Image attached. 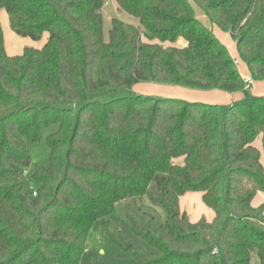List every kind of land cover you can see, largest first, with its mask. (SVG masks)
I'll use <instances>...</instances> for the list:
<instances>
[{"label": "trees", "instance_id": "trees-1", "mask_svg": "<svg viewBox=\"0 0 264 264\" xmlns=\"http://www.w3.org/2000/svg\"><path fill=\"white\" fill-rule=\"evenodd\" d=\"M115 1L139 26L111 18L104 40L105 0H0L12 32L47 34L9 55L0 24V264H80L96 222L128 264H264V203L252 205L264 193V96L247 93L211 30L229 33L264 81V0ZM141 82L239 96L223 106L145 96ZM43 137L48 163L33 164L27 188L26 140ZM188 192L211 220L180 210ZM143 197L164 212L158 224L126 213L147 247L108 219Z\"/></svg>", "mask_w": 264, "mask_h": 264}, {"label": "rangeland", "instance_id": "rangeland-1", "mask_svg": "<svg viewBox=\"0 0 264 264\" xmlns=\"http://www.w3.org/2000/svg\"><path fill=\"white\" fill-rule=\"evenodd\" d=\"M103 16V35L104 40L108 38V31L110 29L111 18L119 19L123 22L139 26L138 19L123 10L117 8L115 0H105V4L101 9ZM197 17L206 23L207 19L203 15H197ZM0 24L4 37L5 50L9 55L20 54L25 47H41L47 37V34H42L39 40H32L28 37H21L11 31L7 19V14L4 9L0 10ZM213 34L220 40V42L227 48L230 56L234 61H237V69L245 65L238 58L235 40L229 33L222 32L215 27L211 28ZM246 66V65H245ZM243 76V75H242ZM244 79V77H242ZM248 79L251 80L250 77ZM134 92L145 96H158L163 98H176L189 102H202L206 104L215 105H227L232 100L229 99V94L218 90L201 91L192 90L179 86H163L154 83H138L134 86ZM247 93L254 96H264V81H252L247 90ZM126 95L125 91L112 94H105L101 100L108 101L116 97ZM49 130L44 132L47 134ZM26 144L29 149L32 165L27 169L26 174L23 177L24 184L27 188H36L37 185L33 182L31 175L33 170V164H39L46 166L48 163V148L44 137L39 143H32L26 140ZM181 159L179 160V163ZM264 193H259L255 196V203L258 199L264 200ZM131 201V200H130ZM128 202L118 204L115 211L108 217L110 221V228L114 233H120L127 241H130L133 245H141L147 247V244L135 236L130 230L126 222V213L138 219L141 223H144L151 216L154 218V223L158 224L164 220V212L160 206L151 204L146 197L135 203ZM180 210L187 214L190 221L195 222L201 217H205L211 220V214L213 212L207 208L201 201V196L196 192H188L180 198ZM210 216V217H209ZM94 258L100 259L105 264H128L131 262L129 259L119 257V250L108 241V238L103 233L99 222H96L88 236L86 249L81 257L80 264H92Z\"/></svg>", "mask_w": 264, "mask_h": 264}, {"label": "crops", "instance_id": "crops-1", "mask_svg": "<svg viewBox=\"0 0 264 264\" xmlns=\"http://www.w3.org/2000/svg\"><path fill=\"white\" fill-rule=\"evenodd\" d=\"M240 71L242 72V74L240 73V75H241V77H244V79H246V78H248V77H250L249 76V72H248V69H247V67L245 66V65H243V67L242 68H240ZM243 75V76H242ZM229 96V99L230 100H233V99H235V98H237L238 96H239V94H229L228 95ZM259 193H261V192H259ZM259 193H257V194H259ZM264 196V195H263ZM255 198V197H254ZM254 200V199H253ZM261 203H264V200L263 199H258V201L255 203V201H252V205L253 206H257V205H259V204H261ZM213 214H211V219L213 218ZM210 217V216H209Z\"/></svg>", "mask_w": 264, "mask_h": 264}, {"label": "built area", "instance_id": "built-area-1", "mask_svg": "<svg viewBox=\"0 0 264 264\" xmlns=\"http://www.w3.org/2000/svg\"><path fill=\"white\" fill-rule=\"evenodd\" d=\"M235 63H237V62L235 61ZM244 82H245L246 88L248 89L249 86H250V84H251V80L248 79V78H246V79H244ZM26 171H27V170L24 171V174H26ZM34 194H35V193H34Z\"/></svg>", "mask_w": 264, "mask_h": 264}]
</instances>
